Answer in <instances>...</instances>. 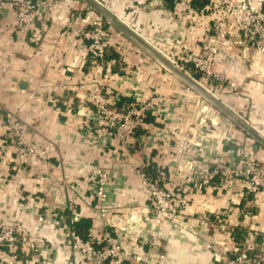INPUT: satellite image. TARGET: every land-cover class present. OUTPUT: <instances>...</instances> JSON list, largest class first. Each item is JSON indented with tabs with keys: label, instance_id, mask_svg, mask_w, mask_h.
<instances>
[{
	"label": "crops",
	"instance_id": "0c3cea01",
	"mask_svg": "<svg viewBox=\"0 0 264 264\" xmlns=\"http://www.w3.org/2000/svg\"><path fill=\"white\" fill-rule=\"evenodd\" d=\"M103 1L113 10L127 12L126 23L148 40L174 31L161 15L159 0ZM247 1L264 7V0ZM97 17L82 0H63L32 26L20 29L13 12L0 9V116L11 114L20 120L25 138L47 153L45 164L37 158L21 164L19 149L0 119V224L20 222V235L31 238L37 247V264L81 263L63 233L73 227V213L80 214L79 221L93 223L91 191L81 182L94 168L110 171V198L115 204L135 202L150 209L147 195L128 171L129 163L145 165L150 177H155L157 165L163 166L180 182L218 163L233 164L244 152L264 165L262 143L116 28L108 30L113 47L107 61L112 63L108 88L118 94L117 105L122 108L135 96L159 95L162 115L167 116L163 121L161 116L160 122L147 118L149 126L142 133L155 143L144 152L136 146V152L125 155L119 143L109 140L103 149L93 147L84 136L82 122L87 114V81L94 67L84 59L85 50L72 31L89 28ZM206 28L204 23L196 24L187 32L188 39L205 40L201 33ZM221 48L214 65L221 82L190 73L214 100L264 138V55L232 42L222 43ZM221 181L215 178L202 191L192 188L189 203L175 223L164 220L155 229L133 232L132 237L146 241L145 261L219 264L218 256L231 255L240 245H250L251 257L264 255V192L256 199L240 183L225 190ZM81 234L86 237L87 230Z\"/></svg>",
	"mask_w": 264,
	"mask_h": 264
},
{
	"label": "built area",
	"instance_id": "2783aa9c",
	"mask_svg": "<svg viewBox=\"0 0 264 264\" xmlns=\"http://www.w3.org/2000/svg\"><path fill=\"white\" fill-rule=\"evenodd\" d=\"M61 1L0 0V9H10L16 25L24 29L50 13ZM82 1L86 8L95 11L87 2ZM88 1L100 11H96L98 17L89 28L73 30L72 36L79 40L85 50L84 59L89 60L94 67V74L87 81L84 96L87 114L84 119L86 121L82 122L85 123L84 136L93 147L103 149L109 140L111 143H119L125 155L136 152V146H141L139 151L144 152L146 147L153 148L155 143L149 135L142 133L149 126L147 118L152 116L160 122L161 116L162 121L167 116V113L162 115L164 111L159 95L148 98L135 96L122 108L117 105L118 94H113L108 88L112 63L107 61V57L113 47L108 39V29L116 28L136 41L130 36L133 34L208 93L210 90L195 80L190 72L199 73L212 82H221L214 71V65L216 56L222 50V43L232 42L264 55V7H254L247 0H205L201 6H196L201 0H173V10L167 8L166 0H159L161 15L173 26L174 31L163 33L152 41L126 23L127 12L113 10L103 0ZM125 1L120 0V3ZM143 4L148 5L145 1ZM203 23L207 28L201 37L205 40H189L187 32L194 29L196 24ZM159 44L169 45V51L162 49ZM156 61L161 68L174 74ZM4 117L0 116V119L8 130L9 138L19 149L18 161L25 164L29 158H37L45 164L46 151L25 138L24 124L11 114ZM157 137L155 134L154 139ZM129 164L128 171L136 179L141 192L147 195L151 208L135 202L118 206L110 198V171L105 168L92 169L81 183L91 191L93 223L86 237L76 233L73 227L63 233L72 254L81 261L80 264H153L150 260L145 261L146 241L132 237L133 232H141L145 227L155 229L164 220L175 223L189 203L191 189H207L217 177L221 178V188L225 190L237 182L256 199L264 192V165L248 152H244L233 164L218 163L202 175L192 174L182 182L170 177L163 166L157 165L155 177H150L145 172V165L134 162ZM194 176L200 179L196 180ZM52 217L56 218V215ZM79 219L80 214L73 213L72 223L79 222ZM21 229L19 221L0 224V264H37V247L31 238L20 235ZM249 246L246 248L240 245L231 251V255L218 256V263L264 264V255L251 257ZM21 254L25 257L20 258Z\"/></svg>",
	"mask_w": 264,
	"mask_h": 264
},
{
	"label": "water",
	"instance_id": "95a60500",
	"mask_svg": "<svg viewBox=\"0 0 264 264\" xmlns=\"http://www.w3.org/2000/svg\"><path fill=\"white\" fill-rule=\"evenodd\" d=\"M84 1L87 2L91 7H93L95 11L100 12L98 8L94 6L90 1L88 0H84ZM130 36L134 38L141 46L148 49L159 62H161L164 66H166L169 70H171L177 77H179L181 80L186 82L189 86H191L194 90H196L202 96L207 98L209 101H211L229 119L237 123L242 129H244L251 136H253L257 141H259L260 143L264 145V138L260 134L256 133L247 123H245L240 118H238L233 111H231L229 108L224 106L221 102L214 100L213 97L208 92H206L201 86L196 84L190 77L185 75L183 72L177 70L172 65H170L164 58H162L158 53H156L152 48H150L140 39L135 37L133 34H130Z\"/></svg>",
	"mask_w": 264,
	"mask_h": 264
},
{
	"label": "trees",
	"instance_id": "16d2710c",
	"mask_svg": "<svg viewBox=\"0 0 264 264\" xmlns=\"http://www.w3.org/2000/svg\"><path fill=\"white\" fill-rule=\"evenodd\" d=\"M200 2H201V4H199ZM200 2H197L198 5H196V6L203 5V2H205V0H201ZM166 3H167V8L169 10H173V0H166ZM107 34H108V31H107ZM89 226H90V223H88V221L82 220V221L75 223L73 225V229L75 230L76 233L82 235L81 234L82 230H88ZM83 227H85V228H83Z\"/></svg>",
	"mask_w": 264,
	"mask_h": 264
}]
</instances>
